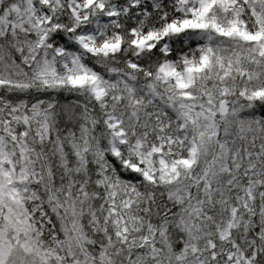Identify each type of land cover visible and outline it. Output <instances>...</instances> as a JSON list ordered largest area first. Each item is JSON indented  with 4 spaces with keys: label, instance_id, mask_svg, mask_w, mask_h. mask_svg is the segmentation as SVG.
Instances as JSON below:
<instances>
[{
    "label": "snow or ice",
    "instance_id": "obj_1",
    "mask_svg": "<svg viewBox=\"0 0 264 264\" xmlns=\"http://www.w3.org/2000/svg\"><path fill=\"white\" fill-rule=\"evenodd\" d=\"M0 264H264V0H0Z\"/></svg>",
    "mask_w": 264,
    "mask_h": 264
}]
</instances>
